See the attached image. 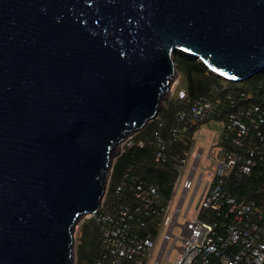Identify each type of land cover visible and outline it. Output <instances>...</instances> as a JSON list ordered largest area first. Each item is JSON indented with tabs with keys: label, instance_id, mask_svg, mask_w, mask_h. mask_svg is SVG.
Returning a JSON list of instances; mask_svg holds the SVG:
<instances>
[{
	"label": "water",
	"instance_id": "water-1",
	"mask_svg": "<svg viewBox=\"0 0 264 264\" xmlns=\"http://www.w3.org/2000/svg\"><path fill=\"white\" fill-rule=\"evenodd\" d=\"M181 53L258 75L264 0H0V264H75L80 220Z\"/></svg>",
	"mask_w": 264,
	"mask_h": 264
},
{
	"label": "built area",
	"instance_id": "built-area-1",
	"mask_svg": "<svg viewBox=\"0 0 264 264\" xmlns=\"http://www.w3.org/2000/svg\"><path fill=\"white\" fill-rule=\"evenodd\" d=\"M180 84L175 79L170 94L186 100ZM228 99L233 110L223 121V135L238 149L218 143L211 146L206 159L212 164L209 171L206 165L201 167L205 150L195 149L194 137L183 152H175V147L191 128L200 129L204 123L220 119L217 104L205 98L194 101L187 110L175 113L176 123L165 136L154 133L157 158L166 162L172 155L175 160L176 179L168 200L161 198L155 184L129 183L125 174L124 185L115 189V204L108 205L105 199L113 162L99 211L84 218L97 228L98 247L92 264H264V201L238 200L225 191L232 175L250 176L254 167L264 163V144L251 147L246 143L252 133L263 141L264 107L252 102L246 92L229 94ZM134 137L132 134L122 143L118 156L135 144ZM137 143L146 146L144 140ZM214 147L217 150L212 155ZM126 186L129 189L123 192Z\"/></svg>",
	"mask_w": 264,
	"mask_h": 264
},
{
	"label": "trees",
	"instance_id": "trees-1",
	"mask_svg": "<svg viewBox=\"0 0 264 264\" xmlns=\"http://www.w3.org/2000/svg\"><path fill=\"white\" fill-rule=\"evenodd\" d=\"M178 72L180 76V88L187 94L186 100H179L176 96L169 98L158 114L157 118L151 121L142 131L135 134V144L126 147L123 153L118 156L113 164V173L110 187L106 196L108 205L115 204V189L119 184L124 185V175L128 174L130 180L142 183H152L158 186L161 198L168 200L176 179L175 160L172 155H168L166 162L157 158L159 146L155 140L154 133L160 131L163 136L168 129L176 123L175 113L178 110H187L194 101L205 98L218 105L221 112L219 121H224L227 115L233 110V104L228 99L229 94H239L246 92L251 95V101L264 107V68L262 71L241 83H232L222 79L211 72L200 60L193 56L181 53L176 58ZM199 128H191L187 135L180 140L175 147V152L181 153L187 149L193 141L195 132ZM263 141L252 133L247 146H261L264 144V125L262 127ZM144 140L146 146L141 148L138 141ZM219 145L226 146L228 149L237 150L229 143L224 135L218 141ZM129 189L125 187V191ZM225 191L238 200L264 201V163L254 167L250 176L237 178L232 175L229 178ZM123 200H119V203ZM91 223V222H88ZM87 248L89 255L85 261L80 260V250ZM98 247V234L95 224L90 229V239L86 245H79L76 252V264H92L95 250Z\"/></svg>",
	"mask_w": 264,
	"mask_h": 264
},
{
	"label": "rangeland",
	"instance_id": "rangeland-1",
	"mask_svg": "<svg viewBox=\"0 0 264 264\" xmlns=\"http://www.w3.org/2000/svg\"><path fill=\"white\" fill-rule=\"evenodd\" d=\"M180 76H178L177 79H179ZM171 94L167 96L166 101L171 98ZM165 101V102H166ZM224 122L219 120H210L206 123H204L200 129H198L194 134V143H195V149H204V158L201 163V167L203 168L206 165V170L209 171V167L212 168V164L210 162L206 163L207 154L211 151V144L216 137V135H222L224 133ZM137 133V132H136ZM134 133V134H136ZM219 141V140H218ZM218 141L216 143H218ZM217 147H214L212 150V155L216 154ZM117 156H118V150H117ZM192 164H189V166ZM201 170V169H200ZM181 193V186L177 190V198ZM85 218V217H84ZM82 218L76 228V248H75V258H76V252L77 247L80 245H86L87 241L90 239V229L94 225L93 222L87 223V219ZM180 229L177 228L176 233H179ZM89 255V251L87 248L83 247V249L80 250V260L82 262L85 261V257ZM176 253L173 255L172 261L175 260Z\"/></svg>",
	"mask_w": 264,
	"mask_h": 264
},
{
	"label": "crops",
	"instance_id": "crops-1",
	"mask_svg": "<svg viewBox=\"0 0 264 264\" xmlns=\"http://www.w3.org/2000/svg\"><path fill=\"white\" fill-rule=\"evenodd\" d=\"M222 135H223V134H222ZM222 135H216V137L214 138V140H213L211 146L215 145L216 142L222 137Z\"/></svg>",
	"mask_w": 264,
	"mask_h": 264
}]
</instances>
